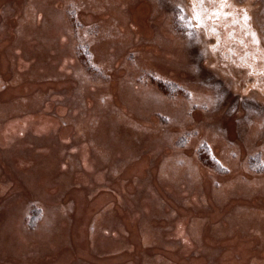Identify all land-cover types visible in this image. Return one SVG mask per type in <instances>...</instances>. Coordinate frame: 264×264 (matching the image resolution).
<instances>
[{
  "label": "rangeland",
  "instance_id": "1",
  "mask_svg": "<svg viewBox=\"0 0 264 264\" xmlns=\"http://www.w3.org/2000/svg\"><path fill=\"white\" fill-rule=\"evenodd\" d=\"M52 1L54 0H34L33 3H30L27 11L41 22V32L33 30L32 27L34 28L35 25L32 24L31 27L28 26L30 28L29 36L21 38L19 43L23 45V42L27 43V40L31 41L41 35V44L36 39L40 44V46L37 44L36 48L39 46L43 49L44 44L54 48L60 37L49 39L45 35L53 30L59 31L67 41L65 48L71 49L72 54L68 67L72 71L54 73L53 69L60 62L59 54L62 50L56 52L55 55H49L44 60L46 65L52 63L49 65V73L39 72L35 80H31L28 76L24 79V85L17 90L18 97L16 99L0 100V103L5 101L9 107L14 105L16 112H38L48 100L22 98L20 94L23 95L26 89L29 91L38 90L45 85V81L51 82L66 77L69 78L68 82L76 83L74 87L67 85L58 90V93L62 94H67L69 90L71 93L55 102L57 105L65 106L64 116L59 117L54 109L50 111V116L59 119L58 124H55V129L42 135L33 134L25 128H20L16 132L17 136L28 138L32 145L29 150L21 152V155L24 156L25 164L31 165V171L34 172L35 178L45 179V173L51 172L57 166L60 168L65 166L69 172L66 176L59 174L45 184L46 187L63 185L60 192L48 193L44 196L37 193L24 199L21 208L22 233L28 234L35 229L42 231L46 229L55 235L60 229L59 224L63 221L65 241L61 243L50 241L42 244L35 250L36 252L31 250L32 254H25L28 257L27 262L9 261L7 263L137 264L143 249L130 239L133 237L131 227H128L124 233L129 237L130 243L118 257L112 256L118 252L116 251L118 247H111L110 244L98 243L102 251L99 255H95V250L88 248V242L81 243L82 240H80L79 243L83 244L85 252L83 255L80 244L75 243L77 214L73 211H75L74 203L77 193L75 187H78L75 174L84 165L80 156V141L85 140V136L93 148L89 151L90 156L93 158L96 156L98 159V168L106 171L111 170L115 174L124 172L133 162L139 161L149 153L152 150V143L155 141L163 146L165 144V146L171 147L175 153L172 157L165 158L164 170L160 177L147 171L144 181L138 183L146 184L147 182L150 184L154 178L157 185L159 179H168L185 169L183 178L181 177L179 182L184 183L186 190H198L204 194L202 187L204 180L200 168L208 169L213 174L221 176L231 174L240 167L242 173L238 179L234 178L229 181L214 179L211 185L217 192H220L229 184L241 181L240 185L245 189V197L251 198L258 195V198L253 200V205L259 209V217L264 218V210L261 208L262 203L264 204V169L262 171L253 170L250 168L249 162L252 156L260 154L264 168V65L261 64L264 63V0H221V2L211 0L215 3L214 8L209 7L205 0H59L58 2L61 1V3L58 8L51 6ZM144 1L150 5L148 19L154 20L160 17L162 28H166L173 35V40H178L177 43L171 39L179 57L176 61L166 62L173 67V72H164L160 69L164 64H159L154 58L142 59L143 51L134 48L140 44L162 45L164 42V38L160 34V26H155V34L148 39L140 34H135V31L139 30V24L133 23L132 15L135 7ZM13 12L14 0H8L5 4L7 16L0 23V35L3 34L0 36V44L4 43L8 36L5 34L10 26L8 18ZM98 13H109V18L97 19ZM250 13L253 15V21H251L253 26L246 27L245 22L249 20L247 15L249 16ZM124 27L129 32L125 33ZM18 28L19 26H14L12 30L13 32L16 30L22 36V29L20 28L19 31ZM237 31L243 34L245 32L247 35L242 34V36L251 40H255L258 33L256 41L260 43L252 41V44L248 42L246 44L242 41L245 39L244 37H241L242 39L237 37ZM214 50H217V53H214ZM7 51L8 49L0 50L4 54ZM30 54L33 55L34 52ZM25 59L29 60V58ZM230 61L235 64L232 62L233 65H231ZM238 61L248 62L247 64L251 65L247 67V70H242ZM8 64V70L5 72L0 68V77L4 78L0 85V90L3 92V94L0 93L1 99L15 95V93L7 91L10 85L17 81V78L13 77L11 73L12 68L15 69V64L10 65V62ZM119 71L124 72L121 79L125 100H122L112 87V83L117 80ZM6 75L8 76L6 77ZM23 76L25 74H22L18 81ZM160 81L177 84L184 90L179 94L169 95L167 91L161 90ZM259 81L261 82L259 83ZM99 87L107 90L98 93L95 89ZM130 101L135 106H132L131 110L125 111L122 106L128 105ZM7 111H12V109H7ZM134 111L142 120L149 121L154 118L156 125L146 127L139 121L123 123V119L129 117ZM90 115H92L90 123L85 126L84 121ZM110 116L113 117L111 121H108L107 127L112 130L113 135L104 142L103 135L98 128L102 125L103 119ZM71 125L75 130H79V133L72 134L69 138L68 151L65 152V158L69 161L63 166L62 163H59L52 170H45L43 163L37 162V159L43 157V154L50 150L48 146H45L46 141L58 142L60 132ZM171 126L173 128L170 130ZM114 129L117 130L116 135ZM127 129L135 133L131 143L125 136ZM49 135L52 136V139L49 138ZM183 139L187 141L185 144L181 142ZM202 144L208 145L212 156L222 165V170H216L211 163H206L203 155L197 154V148ZM120 146H122V151L118 157L114 158V152L118 151ZM36 148L38 149L36 150ZM189 148L192 149L191 157L196 163H191L189 157L184 153V150ZM122 152L124 153L122 154ZM161 152L162 149L155 152V155L149 159V166L153 165ZM12 181L20 188L12 195L14 199L24 197L29 193L28 188L14 173H12ZM65 181L66 184H64ZM121 181L124 185H133L131 178L124 177ZM153 188L156 186L154 185ZM235 189L237 188L233 187V193L236 192ZM143 193H145L144 190L130 196H141ZM230 197L233 198L234 195ZM59 199H64L60 206L45 204V201H58ZM10 200L12 198L6 199L0 204V211ZM223 203L226 201H222ZM168 206L169 204L163 198H158L160 210L164 211ZM202 206L206 211L211 208L206 201H202ZM254 206L239 204L234 210L248 212L254 209ZM110 212L114 216L112 208ZM176 215L175 212L170 218ZM84 216L83 213L82 218ZM227 217L224 215L220 219L224 220ZM209 218H211L209 213H204L200 220L202 224H205ZM120 221L122 219L117 224ZM249 221L247 220V223ZM219 223L217 222V224ZM98 228L108 237L107 240H112L115 234L113 233L114 226H106L102 220L93 221L92 230L95 231ZM171 228V225H165L159 227V230L168 231ZM209 230L210 235L208 236L213 238L212 241L222 240L212 234V226ZM197 231L198 238H201L200 229ZM84 232L88 234L87 230ZM261 232L258 230L257 235ZM43 235L44 232L37 236V239ZM183 241L184 239H179L168 245L179 246ZM198 242H203V239ZM262 245L259 244L254 248L258 249ZM150 248H152L151 244L148 249ZM223 250L224 246H219L214 251L213 259L219 256ZM204 251L203 249L193 250L187 256L168 253V255L174 254L175 256H167L169 259L167 258L162 264H189L190 258L203 254ZM131 252L132 255L126 256ZM34 253L44 256V260L37 261L34 258ZM149 255L150 261L155 262L153 264L161 263L158 260L159 254L153 252ZM232 255L236 259L239 258L236 254ZM258 258V261L264 262V258ZM46 260L48 263L45 262ZM205 262L208 264V261Z\"/></svg>",
  "mask_w": 264,
  "mask_h": 264
},
{
  "label": "bare ground",
  "instance_id": "2",
  "mask_svg": "<svg viewBox=\"0 0 264 264\" xmlns=\"http://www.w3.org/2000/svg\"><path fill=\"white\" fill-rule=\"evenodd\" d=\"M8 0H0V23L4 18L5 14V4ZM59 0H54L51 6L58 8ZM34 0H14V12L8 18L10 26L6 31L5 42L0 44V50L8 49L7 53L4 54L0 52V68L3 72L8 70L9 62L10 65L15 64L11 70L13 77L17 78L9 87L8 92H13V96L4 97L0 100H14L18 97L16 94L19 87L24 85L25 78H31L35 80L37 73L50 71L49 63L44 64L49 55H55L56 52L61 51L59 54V63L55 65L54 73H64L72 71L68 67V62H70L71 49L65 48L67 41L64 40L62 33L53 30L52 32L46 33V37L49 39L60 37L59 42H57L56 47L51 48L50 45L44 44V48L41 49L39 46L41 44L40 37L38 35L36 39L27 40V43L23 42L21 45L19 42L21 38H26L30 34V28L34 24L33 30L41 32L39 20H36L32 13L27 11V7L33 3ZM150 11V5L147 2H142L135 7L132 15L133 23L139 24V30L135 31V34H140L145 38H151L155 34V26H160L161 35L164 38L162 45L151 44L138 45L134 47L135 49L142 50V59L154 58L159 64H164L161 66L166 73L173 72L174 69L168 63L170 61H176L179 57L177 50L171 39L173 40V35L169 33L166 28H162V19L160 17L154 20H149L148 15ZM110 13V12H109ZM109 13H98L97 19H108ZM38 21V22H36ZM14 26H19L17 30L22 29L23 35L20 36L16 32H13ZM123 31L125 33L129 32L126 27ZM3 36V34H1ZM0 35V36H1ZM178 43V40H173ZM38 48H36V45ZM103 44V43H102ZM104 45V44H103ZM104 47V46H103ZM34 52L33 55L30 53ZM25 58H29L26 61ZM14 61V62H13ZM121 61V60H120ZM165 62V63H162ZM33 65V66H32ZM22 79L18 81V78ZM124 75L123 71L117 72V80L112 83L114 91L119 95L122 100L124 99V88L122 84L121 77ZM8 75H6L7 77ZM4 80L0 77V85ZM69 78L45 81L44 86L38 90L26 92L20 96L22 98H28L27 100H48L44 107L38 112H16L14 110V105L10 107L5 103V101L0 103V204L6 199L12 198L0 211V264H8L7 262H27L28 257L26 255L32 254L31 250H37L42 244L54 241L61 243L65 241L63 235V229L65 224H59L58 233L52 234L50 230H40L35 229L30 231L28 234L22 233V220H21V208L23 206L24 199L34 196L35 194H40L44 196L48 193L60 192L63 185L46 187V183L51 179L55 178L57 175L61 174L66 176L69 172L67 167L63 164L67 163L69 159L65 158V152L68 151V145L70 143V136L72 134H78L79 130H75L74 126L64 128L59 134V141H46V145L49 147V151L43 154V157L37 159V162L43 163V168L45 170H52L59 163L60 166L51 172H46V178H35L34 172L31 171V165L25 164L24 156L21 152L29 150L32 145L28 138L17 136L16 132L20 128L28 129L31 133L42 135L46 132H50L55 129V124H58V117L50 116V111L53 109L57 112L59 117L64 116L66 108L62 105H57L55 102L62 99L66 95H70V90L67 94L58 93V90L64 86L74 87L76 83L73 81L68 82ZM98 93L104 92L107 89H102L101 87L96 88ZM0 93L3 94L2 90ZM20 97V98H21ZM115 103V102H114ZM129 106V107H128ZM134 107L133 102H129L128 105H123L122 108L125 111L131 110ZM12 109V111H7V109ZM134 114V115H133ZM92 115L88 116L84 125H89L90 118ZM113 116L103 119L102 125L99 126V131L103 135V141L106 142L113 134L112 130L107 127L108 121H111ZM212 119V118H211ZM133 121H139L146 127H151L156 125V120L152 118L149 121L142 120L134 113L123 119V123H132ZM169 127V129L171 130ZM204 128V127H203ZM115 130V129H114ZM206 133V132H204ZM117 130H115V135ZM208 134V133H207ZM210 135V133L208 134ZM95 136V135H94ZM92 136V137H94ZM125 136L128 138L129 143L134 139L135 133L130 129L126 130ZM87 138V136H85ZM52 139V136L49 135ZM82 140L81 142V154L83 160V168L75 174L77 179L78 187L76 193V202L74 203L75 211H73L77 217L75 223V243L81 246V252L84 255L83 243L88 242V248H93L95 250V255H99L102 251L98 243L110 244L111 247H118L117 253L112 254V256L118 257L123 253L124 248L128 245L129 237L124 234L128 227L133 230V237L130 239L137 246L142 247V255L138 259L137 264H153L150 261L149 253L159 254L158 260L162 264L167 260V256L174 257L175 253L179 255L187 256L190 251L193 250H205L203 254H199L194 258L188 260L189 264H264V262L258 261L264 258V218L259 217V209L253 205V200L256 197H245V189L240 184L241 181L231 183L229 186L224 187L220 192H217L211 183L214 179H220L221 181H229L231 179H238V176L242 173V169L238 167L233 173L228 175H216L210 170L200 168L202 178L204 183L202 184L204 194L198 192V190H186L184 188V183H180L179 179L185 173V169L181 170L180 173L174 174L168 179H159L157 185L154 182V178L150 184L138 183L139 181H144L147 176V171H151L153 175L160 177L165 166V158L172 157L175 153L171 147L163 146V144L156 142L152 143V150L144 155L139 161L133 162L124 172L115 174L111 170H104L100 167L98 168V159L96 156L91 157L89 151L93 149L89 143L88 139ZM122 146L115 151L114 158L120 155ZM38 148H36L37 150ZM162 149L159 157L153 162L152 166H149V159L155 155L157 150ZM192 149L184 150V153L189 157L191 163H196V161L191 157ZM124 152H122L123 154ZM12 173H14L21 181L24 186L28 188L29 193L21 198L14 199L12 195L19 191V186L15 185L12 181ZM131 178L133 185H124L122 183L123 178ZM111 181L110 183H108ZM67 182L65 181L64 184ZM156 188H153V186ZM232 185V186H230ZM233 187H236L235 193H233ZM95 190V191H94ZM141 196H130L133 193L138 194L143 191ZM93 191V193H92ZM234 195V197H230ZM244 198H242L243 196ZM260 195V194H259ZM170 196V197H169ZM163 198L169 206L166 209L160 210L158 207V198ZM64 199H59L58 201H45L48 206H60L63 204ZM202 201H206L211 206L209 211L203 209ZM222 201L226 203L222 204ZM239 204H245L254 206V209L248 212H238L234 208ZM114 210V216L111 214L110 210ZM262 210H264V204L261 205ZM194 210V211H193ZM177 215L170 218L173 214ZM85 216L82 218V214ZM204 213H209L211 218L205 224H202L200 218L204 216ZM228 216L226 219L221 220L223 216ZM162 216H166L163 218ZM236 217V218H235ZM229 218V219H228ZM119 224L117 222L121 220ZM103 221L106 226H114L113 233L114 237L112 240H107V236L101 231L100 228L95 231L93 228V221ZM247 220H250L247 223ZM217 222H220L217 224ZM116 224V225H115ZM171 225L172 228L168 231H160L159 227ZM101 226V225H100ZM212 226V234L222 239L218 241H212L209 229ZM198 229L201 233V238H198ZM88 232V234L84 231ZM262 232L257 235V231ZM42 232H44L43 237L37 239ZM79 234L80 238H79ZM90 234V238H89ZM179 239H184L183 243L179 246L168 245ZM203 239V242H198ZM81 243H79V241ZM92 242V243H91ZM152 248H149V245ZM258 249L254 248L259 246ZM224 246V250L219 256L214 259V251L219 248V246ZM146 250V251H145ZM36 252V251H35ZM26 254V255H25ZM133 253H129L126 256H130ZM232 254L239 256L238 259L234 258ZM34 258L39 260H44V256L34 253ZM81 255V254H80ZM174 255V256H173ZM76 256V255H75ZM177 256V255H176ZM79 258L81 256H78ZM102 257V256H101ZM179 258V256H177ZM169 259V258H168ZM45 262L48 263L46 260ZM157 264V263H156Z\"/></svg>",
  "mask_w": 264,
  "mask_h": 264
},
{
  "label": "trees",
  "instance_id": "3",
  "mask_svg": "<svg viewBox=\"0 0 264 264\" xmlns=\"http://www.w3.org/2000/svg\"><path fill=\"white\" fill-rule=\"evenodd\" d=\"M206 1V3L208 4V6L209 7H212V8H214L215 7V3H213V2H211V0H205ZM218 1H220L221 2V0H218ZM210 2H211V5H210ZM228 2H230V1H228ZM232 3V2H231ZM247 18L249 19V20H246L247 22H245V26L247 27V26H249V25H251V26H253L252 25V22L251 21H253V15L250 13V15L248 16L247 15ZM241 23L243 22V21H240ZM247 31V30H246ZM242 32H238L237 31V33H236V35H237V37L238 38H240V39H242L245 35H247L245 32H244V36H242ZM242 37V38H241ZM245 38V37H244ZM258 38V33H257V37H256V39ZM256 39L255 40H251V39H244V40H242L243 42H246V44H247V42L248 43H251L252 41H256ZM250 40V41H249ZM256 42H258V43H260L259 41H256ZM238 43V42H237ZM252 44V43H251ZM262 45V44H261ZM261 48H262V46H261ZM224 49V48H223ZM79 50H80V48H79ZM260 52V51H259ZM214 53H217V50H214ZM261 53V52H260ZM261 54H263V53H261ZM264 55V54H263ZM245 58H247V57H245ZM80 60V59H79ZM263 60H264V58H263ZM83 62V61H82ZM81 62V63H82ZM233 62V61H232ZM231 61L229 62L231 65H233V63L235 64V62H233L232 63ZM248 62H246V63H243V65H242V67L243 66H245V68H246V66H250V65H248L247 64ZM230 64H228V65H230ZM264 64V63H263ZM85 65H86V63H85ZM90 70H95V69H93V68H89ZM258 79V78H257ZM152 80V79H151ZM155 80V79H154ZM259 80V79H258ZM161 82V84H160V87H161V90L163 91H167V93H169V95H174V94H179V92L181 91V92H183L182 90H184L182 87H180L179 85H175V84H173V83H167V82H164V81H160ZM261 81H259V83H260ZM159 83V82H158ZM158 85V84H157ZM163 91V92H164ZM181 94V93H180ZM183 144H185V142H187L186 141V139H183V141H181ZM208 145L207 144H202L201 146H199L198 148H197V154H199V155H203V157L206 159V163H208V164H212V166L214 167V168H216V170H220L221 168H223L222 167V165L220 164V163H218V161L217 160H215V158H214V156H212V154H211V151H210V148H209V150H208ZM210 151V152H209ZM250 168L251 169H253V170H258V171H262L264 168H263V164H262V162H261V155L260 154H255L254 156H252V158L250 159ZM208 166H210V165H208ZM222 170V169H221Z\"/></svg>",
  "mask_w": 264,
  "mask_h": 264
},
{
  "label": "flooded vegetation",
  "instance_id": "4",
  "mask_svg": "<svg viewBox=\"0 0 264 264\" xmlns=\"http://www.w3.org/2000/svg\"><path fill=\"white\" fill-rule=\"evenodd\" d=\"M238 62L241 63V61H238ZM238 62H237V63H238ZM240 63H238L239 65H241L240 68H241L242 70H247V67H248V66H246V68H245L244 66L242 67V65H243L244 62H242L241 64H240ZM261 64H263V63H261ZM263 65H264V64H263ZM259 67H260V65H259ZM256 77H257V76H256Z\"/></svg>",
  "mask_w": 264,
  "mask_h": 264
}]
</instances>
